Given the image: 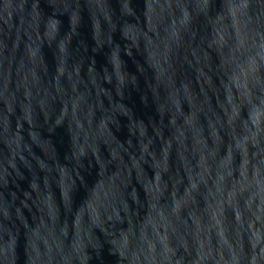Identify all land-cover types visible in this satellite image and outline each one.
Wrapping results in <instances>:
<instances>
[{
    "label": "water",
    "instance_id": "obj_1",
    "mask_svg": "<svg viewBox=\"0 0 264 264\" xmlns=\"http://www.w3.org/2000/svg\"><path fill=\"white\" fill-rule=\"evenodd\" d=\"M0 264H264V0H0Z\"/></svg>",
    "mask_w": 264,
    "mask_h": 264
}]
</instances>
